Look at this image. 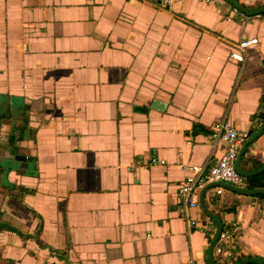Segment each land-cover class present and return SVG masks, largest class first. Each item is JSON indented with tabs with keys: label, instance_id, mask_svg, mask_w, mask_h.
I'll return each instance as SVG.
<instances>
[{
	"label": "crops",
	"instance_id": "0c3cea01",
	"mask_svg": "<svg viewBox=\"0 0 264 264\" xmlns=\"http://www.w3.org/2000/svg\"><path fill=\"white\" fill-rule=\"evenodd\" d=\"M214 1L0 0V264H207L210 184L180 216L178 165L219 159V121L264 123V23L247 26L258 43L238 72L242 21ZM262 166L264 133L240 161ZM244 185L264 189V174ZM203 202L222 230L237 223L238 261H264V198L212 188Z\"/></svg>",
	"mask_w": 264,
	"mask_h": 264
},
{
	"label": "built area",
	"instance_id": "2783aa9c",
	"mask_svg": "<svg viewBox=\"0 0 264 264\" xmlns=\"http://www.w3.org/2000/svg\"><path fill=\"white\" fill-rule=\"evenodd\" d=\"M145 4L153 6L167 7L177 0H138ZM206 5H213L214 0H203ZM227 22L234 21L238 17L242 21L240 35L236 45L229 52V60L236 65L237 71L245 62L246 51L257 45L258 40L251 38L247 30V26L252 21L264 23V16L258 15L255 17H245L235 10H229L224 14ZM210 142L212 144L221 143L224 145V150L218 160L209 167L186 166L179 164L178 168L185 174H188L186 179L180 184L177 195L181 202L178 208V214L185 217L187 209H197V204L193 200V193L206 184L224 183L235 188H245V180L242 179L236 172L235 163L238 151L247 139V134L238 131L228 125L225 121H219L212 125L209 133ZM142 164L147 168L167 167L166 163L159 160L156 156L150 155L142 161ZM133 166V164L131 165ZM187 225L195 229L199 233H204V228L197 225L193 220H189ZM237 233V223L233 222L231 226L222 230L219 239L213 249V257L217 264H233L239 258V254L235 252L233 244ZM194 259L190 258L188 264H194Z\"/></svg>",
	"mask_w": 264,
	"mask_h": 264
},
{
	"label": "water",
	"instance_id": "95a60500",
	"mask_svg": "<svg viewBox=\"0 0 264 264\" xmlns=\"http://www.w3.org/2000/svg\"><path fill=\"white\" fill-rule=\"evenodd\" d=\"M224 1L228 2L231 5L233 10L237 11L238 13H240L241 15H243L245 17L251 18V17L258 16V15H264V6L258 8L256 10H249V9H246L244 6L236 3L233 0H224ZM256 124L259 125V122H257ZM263 133H264V123H263L262 127H260L258 129L257 132L247 133V139L245 140V142L243 143V145L241 146V148L238 151V155H237V159H236V163H235V169H236L237 174L244 180L258 178L259 176L264 174V166L260 167L257 170L250 171V172H244L240 169V161H241L242 156L244 155V153L246 152L248 147L251 146L252 144H254L262 136ZM212 188H221V189L226 190L232 194L244 196V197H262V198H264V189L249 190V189H245V188H235V187L228 186L224 183L210 184V185L206 186L201 191V195H200V199H199L200 208H201L202 212L207 216V218L210 219V221L212 222L213 227H214L213 236H212V239L210 241V244H209V247L207 250V264H217V262L215 261V259L213 257V249L215 248L216 243L219 239V236L222 232V223L220 222V220L216 216L207 212L206 207H205L204 202H203L204 194ZM233 264H264V261L260 257L246 258V259H242L239 261L237 260Z\"/></svg>",
	"mask_w": 264,
	"mask_h": 264
},
{
	"label": "trees",
	"instance_id": "16d2710c",
	"mask_svg": "<svg viewBox=\"0 0 264 264\" xmlns=\"http://www.w3.org/2000/svg\"><path fill=\"white\" fill-rule=\"evenodd\" d=\"M264 16V15H263ZM262 105H263V113H262V115H261V119L264 121V99H263V102H262Z\"/></svg>",
	"mask_w": 264,
	"mask_h": 264
}]
</instances>
